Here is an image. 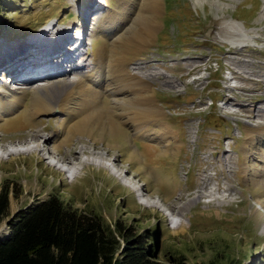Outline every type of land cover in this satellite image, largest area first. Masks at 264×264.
<instances>
[{
    "label": "rangeland",
    "instance_id": "rangeland-1",
    "mask_svg": "<svg viewBox=\"0 0 264 264\" xmlns=\"http://www.w3.org/2000/svg\"><path fill=\"white\" fill-rule=\"evenodd\" d=\"M162 1L163 11L158 18L160 30L148 49L139 53L128 52L134 54L129 58L125 57L128 53L112 52L108 48L99 50L109 41L102 35L89 41L85 68L59 79L62 81L67 75L71 80L81 79L82 84L74 87L75 91L67 92L66 102L63 100L58 112L37 113L33 121L26 119L24 106L30 104L31 97H25L24 105L15 104L14 97L3 99L2 78L7 79V74L0 72L1 113L4 114L0 122L4 126L0 128V192L6 185H12L13 191L18 193V198L10 197L9 217L0 225V237L7 235L8 222L18 211L55 194L67 204L103 217L111 226L120 220L134 225L141 233H149L159 249L163 247L160 257L168 264H264V128L250 129L253 136L240 144L242 162L235 166L236 173L224 174V162L218 159L213 172L211 164L197 160L196 153L191 156L187 137L192 135L193 128L194 131L198 129L199 140H202L198 149L202 150L207 147L212 130L224 131L226 128L229 119L222 117L216 105L207 112L202 111L204 105L210 103L209 98H215V94L209 91L220 86L219 82H214V78H221L220 73H212L210 86L203 91L200 83L191 82L204 75L205 65L201 70L190 71L189 64L181 63L178 68H173V63L165 62L167 72L177 75V81L183 84L174 90L184 88V96L174 98V91L171 95L158 92L148 82L131 76L127 69L133 59L152 49L175 54L183 48L201 45L202 48L223 51L228 45L221 42L217 34L225 22L233 19L245 27L258 45V48L238 51L264 58V0H206L202 4H196V0ZM91 2L4 0L0 4V54L5 51L4 55H9L11 49L18 48L17 45L42 31L40 28L44 25L58 22L56 29L58 26L60 29L72 26L77 32L84 26L93 27L99 16L94 8L99 7L101 13L107 14L117 5V0H97L95 5ZM76 18L80 19L78 24L72 25ZM97 57V64L103 66L101 75L93 72ZM184 61L186 58L183 57L181 62ZM159 65L162 62L148 67ZM121 79H124L123 83ZM34 80L33 85L40 83L39 78ZM169 80L174 86V80ZM169 84L167 86H172ZM113 91L118 92L114 97L109 95ZM157 97L178 112L171 121L185 143L176 169L158 158L161 152L158 142L144 140L146 135L153 138L154 134L148 130L154 129L156 124L153 118L142 114L140 108L153 105L159 113L151 101L155 102ZM241 113V117L248 116ZM200 120L202 125L198 128ZM110 126L114 127L116 134L107 132L106 128ZM75 128L80 129L79 133L71 134ZM170 135L165 133L154 138L159 142L165 138L169 141ZM31 142L34 144L27 149L32 152L10 156L13 147L15 152H20L24 149L21 145ZM169 143L165 144V151L169 149ZM58 145H62L58 159L65 162L66 158L68 165L73 162L81 165L75 181L69 179L60 167H55L47 154L49 149ZM84 155L103 159L108 165L115 162L118 172L125 174L124 181L129 183L120 180V175L108 167L83 165ZM181 163L187 168L181 169ZM219 177L221 181H218ZM174 179L178 184L173 183ZM140 195L154 203L161 202L160 207H147ZM191 200L195 202L192 204ZM182 204H189L187 212L183 211L187 224L175 222L168 215L182 212Z\"/></svg>",
    "mask_w": 264,
    "mask_h": 264
},
{
    "label": "bare ground",
    "instance_id": "bare-ground-1",
    "mask_svg": "<svg viewBox=\"0 0 264 264\" xmlns=\"http://www.w3.org/2000/svg\"><path fill=\"white\" fill-rule=\"evenodd\" d=\"M205 1L206 0H196V4H202ZM91 3H92V5H95V4H97V0L96 1L92 0ZM217 7H219V5ZM94 9H97V13H99V16L96 19V22L93 24L92 35L94 38H97L99 35H102L107 40L110 41V42L108 41V43H104L99 50L106 51V48H108V49H111L112 52H117V53L118 52H120V53H128V52H135L136 53V52H138L139 53V51H142V50L144 51L153 45L154 39L160 30L161 24H160L158 18H159V16H161V13L163 11V1L162 0H117L116 8L110 10V12L107 14L101 13L102 11H99V7L94 8ZM100 9H102V8H100ZM89 10H91V8H89ZM263 15H264V9H263ZM108 18H109V20H108ZM79 20L76 18V20L72 23V25L78 24ZM236 21L237 20L233 19L232 21L230 20V22L224 23V27L217 34L220 41L223 43H229L234 49H237V50H239V49L243 50L249 46H252V47L255 46L256 45L255 38L246 31L245 27L239 25ZM71 27L72 26H69L68 28H71ZM83 28H85V26ZM83 28L81 27V29H83ZM55 30H56V26L54 27V29L52 31H55ZM66 40L67 39L64 37V39L62 40L63 45L66 44V42H67ZM38 44H41V43L36 42L34 40L31 43H28V45L26 43L21 44V45H17L18 48L11 49L9 55L5 54V56H4V54H3L2 55L3 58L2 57L0 58V70H2L4 72L11 71V72L7 73L6 78L8 80L2 78V80L4 81L2 97H4L3 99H6V100L14 97L15 104L20 103V104L24 105L23 102L26 99L25 97L30 96L31 97L30 98V104L29 105L26 104V106H24L26 109L25 110V117L29 121H33V117L37 113L38 114H49V113H55V112L60 111L61 105H62L61 103H63V100L65 99V95L67 94V92L70 93L69 91L74 89V87L79 86V84H82L81 79L71 80V77H68L66 75L67 77L65 76L64 80L59 81L60 77H62V75H65V74L69 75L70 73H73V72L74 73L79 72L80 70L84 69L86 66V65L83 66L82 63L77 64L76 67H73L72 69H70V71H68L65 74H62L61 76H54L52 78H46L44 80H39L40 83H45V85L44 84L40 85V83H37L38 85H33L35 80L28 82V83L21 82V81H19V79H20V76L23 74L22 70H24L23 69L24 66L22 68L21 63H18L17 59H18L19 55H21L24 52L22 50L23 47H27V49L25 50V52L22 56L26 55V53L29 51V49L37 48ZM59 48H61V46L55 47L53 49V51L59 50ZM47 56H49V55H47ZM97 59H98V57L95 60L96 62L94 63L95 66H94L93 72L96 71L97 73H99V75H101L102 70H103V68H102L103 66H102V63L97 64V62H98ZM55 61L56 60H51V62H53V63H55ZM57 64L60 65V62ZM29 65H34V62L32 61V63H30ZM105 73H108V72H105ZM130 75L133 77H138V78L143 80V77H139L135 74H130ZM26 76H30V73H27ZM103 76H104V74H103ZM124 76L126 77V75H124ZM36 78L40 79V77H36ZM57 78H58V81L57 80L54 81V79H57ZM127 78H128V76H127ZM123 81H124V79L120 80V82H122V83H123ZM174 84H175V82H174ZM175 86L178 87L180 85L177 84ZM74 91H75V89H74ZM117 93L118 92L113 91V92H110L109 95L114 97ZM64 101L66 102V100H64ZM161 109H163V107ZM2 111H3V107H2L1 102H0V122L3 121V118H4V114L1 113ZM140 112L142 114L148 116L149 118H153L152 121H155V120H157V118L160 117V116L159 117L157 116L159 113L153 105L147 106V104H146V107L143 106L142 108H140ZM163 115H165V114H163ZM145 123L147 124V121H145ZM148 123L150 124L151 122L148 121ZM2 127H4V126L0 124V128H2ZM106 127H104V128H106ZM146 128H149V125L146 126ZM250 128H251V130H253V129L255 130L257 128H261L263 130L264 127H262V126H257V127L251 126ZM106 129L108 130L107 132H110L112 134L117 133V131L114 129L113 126H110V128L108 127ZM251 130L248 128L247 137L253 136ZM79 131H80V129H79ZM79 131H78V128H75L71 132V134L72 133L77 134V132L79 133ZM148 131H151L150 133L154 134V135H161L159 133V131L155 130V128L152 130H148ZM145 132H147V130L144 131V133ZM262 133L264 134V131ZM35 139H37V137H35ZM45 143L47 144V141H45ZM21 146L24 147V149L20 150V152H15L16 149H15V147H13V151L10 152V156H13L17 153L28 154V152L31 151V149H27L30 147L28 144H24ZM61 149H62V145L53 146V148L51 150L49 149L47 151V154L51 156L52 162L55 163V164H53L55 167H60L61 171H63L64 173H67L69 179L73 178V181H75L78 178L79 169L78 168L75 169L70 174H69V172H67V169H65V166L68 165L66 163L67 159L64 158L65 162H62L60 159H58L60 157ZM84 156H85V158L81 161V163H83V165L84 164L85 165L92 164V165H98V166L105 167V168L108 167L110 171H113L114 173H117L120 175V172H118V169L116 168L115 164L114 165L113 164L108 165L107 163L104 162L103 159H92V158L87 157L86 155H84ZM119 177H120V180L124 181L126 176H125V174L123 175V173H122ZM124 183H126V181H124ZM127 183H129V182H127ZM207 185H209V184H207ZM140 200L147 207L155 206V207L159 208L160 207L159 205H161L160 204L161 202H157V201H155L156 205H154L155 204L154 201H150L148 198H146L142 195H140ZM193 202H195V200H191L190 203L193 204ZM151 204H153V205H151ZM189 204H186V205L182 204V207L180 206L182 209V212L180 210L179 214H177V215H173L172 213H169L168 214L169 217H171L173 219V221H175V222L179 221L180 223H186L187 224L188 220H186L184 218L185 215L183 214V211L187 212Z\"/></svg>",
    "mask_w": 264,
    "mask_h": 264
},
{
    "label": "trees",
    "instance_id": "trees-1",
    "mask_svg": "<svg viewBox=\"0 0 264 264\" xmlns=\"http://www.w3.org/2000/svg\"><path fill=\"white\" fill-rule=\"evenodd\" d=\"M11 186L0 192V225L11 195L18 198ZM8 228L0 237V264H168L149 233L120 220L111 226L55 194L18 211Z\"/></svg>",
    "mask_w": 264,
    "mask_h": 264
},
{
    "label": "built area",
    "instance_id": "built-area-1",
    "mask_svg": "<svg viewBox=\"0 0 264 264\" xmlns=\"http://www.w3.org/2000/svg\"><path fill=\"white\" fill-rule=\"evenodd\" d=\"M155 62H162V65L152 68L148 67ZM165 62L173 63L171 65L173 68L178 66V61L150 58L135 63L132 65L131 70L135 74H140L156 80L164 89H167L172 93L174 91L175 95L185 94L184 88L178 91L174 90V88L183 85L181 82L177 81V79H179L177 76L167 77L165 80H160L162 74H167V66L165 65ZM181 63L189 64V67L191 68L190 71L201 70L205 65V67H203L204 75L200 78H193L191 82L200 83L203 91L207 90L210 86L212 73H220V87L212 88V90L208 91L218 94L221 99L215 102L212 98H209L210 103H206L202 111L207 112L212 106L216 105L217 111L223 114L222 117L229 119L233 127V136L222 139L224 141L221 147L222 150L218 147L219 132L216 130L211 131L207 147L199 150L198 147L202 142V140H199L200 132L198 129L194 131L193 128V131L191 132L192 135L187 137L188 145L192 150L191 156L193 157L196 153L197 156H199L197 157V160L202 159L208 164H211L213 172L216 169L213 165L216 164L218 159L219 161L224 162L223 166L227 175L234 173L233 165L236 161V156L233 154L232 146L235 144V138H239L241 133L239 130V123L244 122L259 126L264 122V61L255 60L244 53L230 51L223 55L208 53L207 55L186 57V61ZM150 70L153 71L150 72ZM169 79H173L174 82H176L174 86ZM167 83H170L172 86H167ZM177 84L180 86L176 87L175 85ZM240 112H245L248 116L241 117L243 114H240ZM176 113L178 112L174 110L170 112L171 115L177 116ZM201 125L202 120L198 122V128H200ZM221 138L222 137H220V139ZM214 154H217V156L215 157ZM221 179L222 178L219 177L218 181H221Z\"/></svg>",
    "mask_w": 264,
    "mask_h": 264
},
{
    "label": "crops",
    "instance_id": "crops-1",
    "mask_svg": "<svg viewBox=\"0 0 264 264\" xmlns=\"http://www.w3.org/2000/svg\"><path fill=\"white\" fill-rule=\"evenodd\" d=\"M133 55H134L133 53H128L125 55V57L127 56V57L131 58V56H133ZM151 101L159 109L158 117L160 116L159 117L160 119L157 118L158 121L155 120V122H154V124H156L155 130L159 131V133L161 135H163L165 133H169V132L171 133V135L169 137V141H167L168 138H165L163 140V142H159L156 137L154 138L155 135L153 136V138H152V135H146L144 140L146 142H158V144L161 147V152L159 153L158 158L162 161L166 160V162H168L170 164V167L172 169L179 168V164H180L179 160H181V154L183 153V145H184V140L181 136V132L173 127V125H172L173 122L171 121V119L167 118L166 115H163V114H165V111H164L165 105L162 104V101L159 100L158 97L155 99V102H154V100H151ZM159 102H161V103H159ZM162 107L164 110L161 109ZM161 126H163V128ZM161 130H163V132H160ZM166 141L170 142L169 143L170 146H169V149L167 151H165L163 149L165 147V144L167 143ZM172 141H173V145H172ZM168 156H171V158ZM174 182L176 184H178L177 179H174L173 183Z\"/></svg>",
    "mask_w": 264,
    "mask_h": 264
}]
</instances>
